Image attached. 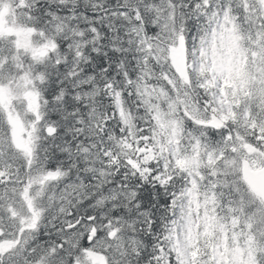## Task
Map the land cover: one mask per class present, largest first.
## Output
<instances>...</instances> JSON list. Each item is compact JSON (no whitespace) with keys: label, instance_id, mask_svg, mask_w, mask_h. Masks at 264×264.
Wrapping results in <instances>:
<instances>
[{"label":"snow or ice","instance_id":"obj_1","mask_svg":"<svg viewBox=\"0 0 264 264\" xmlns=\"http://www.w3.org/2000/svg\"><path fill=\"white\" fill-rule=\"evenodd\" d=\"M0 264H264V0H0Z\"/></svg>","mask_w":264,"mask_h":264}]
</instances>
